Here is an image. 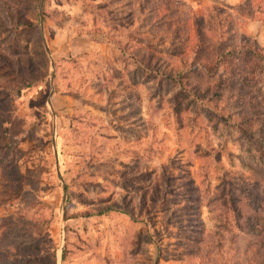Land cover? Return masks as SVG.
I'll use <instances>...</instances> for the list:
<instances>
[{"label": "rangeland", "instance_id": "374dc122", "mask_svg": "<svg viewBox=\"0 0 264 264\" xmlns=\"http://www.w3.org/2000/svg\"><path fill=\"white\" fill-rule=\"evenodd\" d=\"M213 5L248 34L264 0H0V264L246 263L210 208L264 196L249 141L174 83L177 21Z\"/></svg>", "mask_w": 264, "mask_h": 264}, {"label": "trees", "instance_id": "16d2710c", "mask_svg": "<svg viewBox=\"0 0 264 264\" xmlns=\"http://www.w3.org/2000/svg\"><path fill=\"white\" fill-rule=\"evenodd\" d=\"M256 10L264 16V5H258ZM262 16L254 18L263 23ZM210 32L217 35L215 45L209 39ZM174 41L179 43L180 61L175 85L181 92L201 100L206 98L207 102L206 93L210 99L227 100L232 111H217L222 118L233 120L248 139L241 150V164L253 172L257 182L264 184V167L257 166L254 153H259L264 161V48L252 35L240 31L231 10L218 5H213L206 17L195 18L193 24L188 18L177 21ZM151 62L148 57V63ZM190 75L211 80L192 84ZM253 121H259L256 128ZM225 188L215 194L210 208L218 222L215 239L221 240L228 233L229 240L234 242L238 235L234 229L251 235L244 246L245 264H264V196L257 190L244 189L237 194Z\"/></svg>", "mask_w": 264, "mask_h": 264}, {"label": "crops", "instance_id": "0c3cea01", "mask_svg": "<svg viewBox=\"0 0 264 264\" xmlns=\"http://www.w3.org/2000/svg\"><path fill=\"white\" fill-rule=\"evenodd\" d=\"M248 25H249L248 34L254 36V38H256L258 40V42L262 44V41H264V30L260 31V29H261L260 27H264L262 25V22H260V21H257V22L252 21ZM262 45H264V44H262Z\"/></svg>", "mask_w": 264, "mask_h": 264}]
</instances>
